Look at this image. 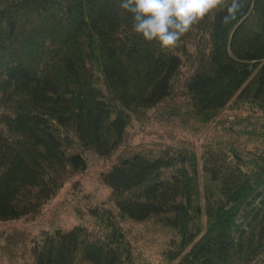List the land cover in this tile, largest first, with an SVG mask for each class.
<instances>
[{
	"label": "trees",
	"instance_id": "trees-1",
	"mask_svg": "<svg viewBox=\"0 0 264 264\" xmlns=\"http://www.w3.org/2000/svg\"><path fill=\"white\" fill-rule=\"evenodd\" d=\"M230 2L168 50L120 0H0V223L111 162L74 224L1 233L0 264H264V0Z\"/></svg>",
	"mask_w": 264,
	"mask_h": 264
},
{
	"label": "clouds",
	"instance_id": "clouds-1",
	"mask_svg": "<svg viewBox=\"0 0 264 264\" xmlns=\"http://www.w3.org/2000/svg\"><path fill=\"white\" fill-rule=\"evenodd\" d=\"M220 3L221 0H120V7L130 14L134 33L170 50ZM239 7V0H231L223 22L233 18Z\"/></svg>",
	"mask_w": 264,
	"mask_h": 264
},
{
	"label": "rangeland",
	"instance_id": "rangeland-1",
	"mask_svg": "<svg viewBox=\"0 0 264 264\" xmlns=\"http://www.w3.org/2000/svg\"><path fill=\"white\" fill-rule=\"evenodd\" d=\"M134 129H137L136 123H134ZM146 139L149 140L150 136H146ZM87 162V170L82 175L74 177L65 183L55 197L44 206L43 214L39 220L27 222L24 219H16L6 223H0V234L8 232L11 229H25L36 236L41 230H51L55 227H67L74 224L76 220L73 215L72 203L79 194L78 192L76 193L75 190L79 188V192L81 193L91 191L97 196L104 195L108 190L101 185L98 173L110 165V160L104 161L90 151L87 152ZM74 181H79V185L75 186ZM258 202L259 201H256L251 206H257ZM249 208L251 207H248V209ZM255 208L260 209V216L264 215V205L260 203V205ZM238 222L242 224V229L244 228L243 232L240 234L242 242L245 247H252L259 237L258 221H250V218L243 219L241 216Z\"/></svg>",
	"mask_w": 264,
	"mask_h": 264
}]
</instances>
